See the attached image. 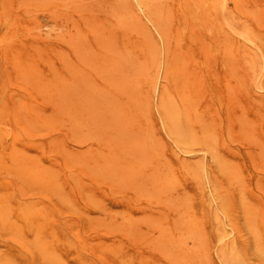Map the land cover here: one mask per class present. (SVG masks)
<instances>
[{
	"label": "rangeland",
	"instance_id": "obj_1",
	"mask_svg": "<svg viewBox=\"0 0 264 264\" xmlns=\"http://www.w3.org/2000/svg\"><path fill=\"white\" fill-rule=\"evenodd\" d=\"M205 1L0 0V264H264V0Z\"/></svg>",
	"mask_w": 264,
	"mask_h": 264
},
{
	"label": "bare ground",
	"instance_id": "obj_2",
	"mask_svg": "<svg viewBox=\"0 0 264 264\" xmlns=\"http://www.w3.org/2000/svg\"><path fill=\"white\" fill-rule=\"evenodd\" d=\"M137 2H140V0H136ZM161 1V0H160ZM205 1V0H204ZM207 1H205V3H206ZM224 2H225V0H224ZM150 3H152V2H149V4ZM142 4V3H141ZM156 4H159V3H156ZM146 6H148L147 4H145ZM153 5V4H152ZM161 4H159V6H160ZM141 6V5H140ZM155 7V6H154ZM222 7V6H221ZM223 7H224V4H223ZM140 9H143V8H140ZM171 9V8H170ZM223 9V8H222ZM152 10H153V12H154V14H156V12H158V11H154V9L152 8ZM142 12H144V9L143 10H141ZM223 11V10H222ZM152 12V11H151ZM168 12V11H167ZM147 14V13H146ZM145 14V15H146ZM159 14V13H158ZM160 14H161V12H160ZM147 17H149L148 15H146ZM166 16V15H165ZM222 16H224V15H222ZM162 17H164L163 16V14H162ZM148 19L150 20V18H147V21H148ZM160 19H162V18H160ZM124 21V20H123ZM123 21H121V22H123ZM161 21H163V20H161ZM121 22H119V23H121ZM252 22V21H251ZM124 23V22H123ZM226 23V22H225ZM227 24V23H226ZM121 25H124V24H122L121 23ZM152 25H154V24H152ZM146 26V25H145ZM157 26V25H156ZM156 26L154 25V27H155V29L157 30V28H156ZM159 26H160V24H159ZM231 26H233V25H231ZM251 26H253V25H251ZM130 28V27H129ZM144 28H147V27H144ZM233 28V27H232ZM154 29V30H155ZM236 29V28H235ZM236 31H238L237 29H236ZM150 32V31H149ZM145 33V32H144ZM241 33V32H240ZM239 33V34H240ZM163 34L164 33H162V35H160V34H158V35H160V36H162V38H163ZM243 34V33H242ZM243 35H246V34H243ZM261 35V34H260ZM148 36V35H147ZM151 36V35H150ZM164 36H166V34L164 35ZM247 36V35H246ZM136 38V37H135ZM161 39V38H160ZM245 39H247V38H245ZM248 39H249V42H250V38L248 37ZM248 39H247V41H248ZM164 40V38L162 39V41ZM154 42V41H153ZM165 42V41H164ZM251 42H252V40H251ZM254 42V41H253ZM152 44V43H151ZM253 44V43H252ZM153 46H154V44H153ZM154 48V47H153ZM259 48V47H258ZM260 49V48H259ZM107 52V51H106ZM105 53V52H104ZM114 53V52H113ZM262 53V52H261ZM261 56H263V55H261ZM111 61H112V59H111ZM117 61H118V59H117ZM116 63H119V62H115V65H116ZM264 63V62H263ZM114 64V63H113ZM263 68V67H262ZM262 71V70H261ZM260 71V75H261V73H263V72H261ZM264 71V70H263ZM160 74V73H159ZM150 76V75H149ZM161 76V75H160ZM107 77H109V76H107ZM151 77H152V74H151ZM159 77V76H158ZM259 77V76H258ZM159 79V78H158ZM256 80H258V79H256ZM259 82V81H258ZM258 85V83H255V85ZM258 86H262V85H258ZM164 89V88H163ZM156 90H157V88H156ZM159 91H160V88H158V90L156 91L158 94H159ZM107 92H108V90H107ZM65 93V92H64ZM102 95V94H101ZM160 95H161V93H160ZM159 95V96H160ZM156 96V95H155ZM105 98V97H104ZM159 98H161V99H163V101H164V97L162 96H160ZM172 99H173V96L171 97ZM166 99H168V98H166ZM175 99V98H174ZM169 100H171V99H169ZM155 101H157V99H155ZM174 101H172L171 103H173ZM165 103H168V101H166V102H164V104ZM175 103V102H174ZM168 104H170V103H168ZM168 104L166 105V106H168ZM150 105V104H149ZM175 105V104H174ZM178 105H179V103H178ZM155 106H157V105H155ZM169 106H171V104L169 105ZM188 106V105H187ZM150 107V106H149ZM170 108V107H169ZM168 108V109H169ZM177 108V107H176ZM171 109V108H170ZM169 109V111H171ZM174 109V108H173ZM5 110V109H4ZM160 110V109H159ZM176 110H178V108L176 109ZM72 111V110H71ZM172 113H173V111H171ZM159 113V112H158ZM175 113V112H174ZM73 116V115H72ZM75 116V115H74ZM165 117V116H164ZM166 118V117H165ZM160 119H162V117L160 118ZM117 120V119H116ZM119 120V119H118ZM169 121H176V120H174L173 118H170L169 119ZM124 122V121H123ZM213 122V121H212ZM164 123V122H163ZM213 123H215V122H213ZM163 126H165L164 124H162ZM176 125V124H175ZM223 125V124H222ZM92 126V125H91ZM212 126V125H211ZM87 127V126H86ZM116 127V126H115ZM81 128V127H80ZM79 128V129H80ZM118 128H120V127H118ZM215 128V127H214ZM95 129V128H94ZM74 130V129H73ZM217 130V129H216ZM223 130H226L224 127H223ZM76 131V130H75ZM85 131V130H84ZM208 131V130H207ZM80 132V131H79ZM96 132V131H95ZM172 132L173 133H171V135H173V136H175L176 138H177V140H179V142H181L182 144H185V145H187V144H189V143H192V142H197L196 140H194V139H192V140H189V139H187L186 137H185V134H184V131H182L180 128H179V126H176V127H174L173 129H172ZM213 132V131H212ZM218 132V131H217ZM84 133V132H83ZM93 133V132H92ZM88 135V134H87ZM86 135V136H87ZM97 135V134H96ZM93 136V135H92ZM224 136H226V135H224ZM84 137V136H83ZM76 138H78V137H76ZM80 138V137H79ZM209 138V137H208ZM213 138V137H212ZM81 139H83V138H81ZM87 140V139H86ZM77 141H78V139H77ZM76 142V141H75ZM212 142V141H211ZM215 142V141H214ZM173 145V144H172ZM97 146V145H96ZM100 146V145H99ZM176 146V145H175ZM178 146V145H177ZM140 147H142V146H140ZM99 148V147H98ZM97 148V149H98ZM101 148V147H100ZM174 148V147H173ZM211 148H213V147H211ZM137 149L139 150V147H137L136 148V151H137ZM175 149V148H174ZM179 149H180V147H179ZM209 149V148H208ZM207 149V150H208ZM215 149H216V147H215ZM102 150V149H101ZM140 150H142V149H140ZM207 150H204V152L205 151H207ZM210 150V149H209ZM99 151V150H98ZM217 151V150H216ZM138 152V151H137ZM181 152V151H180ZM73 153V152H72ZM99 153V152H98ZM100 153H101V151H100ZM263 153V152H262ZM261 153V154H262ZM110 154H112V153H110ZM205 154V153H204ZM116 154H114L113 155V157L115 156ZM72 156H75V155H72ZM80 156V155H79ZM104 156V155H103ZM108 156V155H107ZM112 156V155H111ZM263 157H264V153H263V155H262ZM212 157L213 158H215L216 159V155H214L213 153H212ZM73 158V157H72ZM95 158V157H94ZM97 159V158H96ZM76 160H78V159H76ZM75 160V161H76ZM205 160V159H204ZM88 162V161H87ZM130 166H131V164H130ZM193 166H195V165H193ZM223 167H225V166H223ZM131 168V167H130ZM134 169V168H133ZM33 172V171H32ZM123 175V174H122ZM205 175H206V177H207V181L209 182V184H210V191H211V195H213V197L215 198H213L214 200H216L215 202H217L219 205H221V206H224V204L226 203L225 202V200L220 196V195H218V188H217V186H216V184H215V182L213 181V179H212V177H211V174H210V170L208 169V168H206V172H205ZM200 176V175H199ZM241 176V175H240ZM118 177V176H117ZM119 179H122L121 177H119ZM242 184V183H241ZM226 185V184H225ZM53 187V186H52ZM55 188V187H54ZM59 190H62V189H59ZM63 194V193H62ZM88 195H90V194H88ZM3 196V195H2ZM202 196H204V195H202ZM3 198H5V197H3ZM49 198V197H48ZM47 198V199H48ZM51 200V199H50ZM96 201V200H95ZM99 201V200H98ZM71 204H73V203H71ZM207 204H209L208 202H207ZM217 208V207H216ZM220 209H222V208H220ZM57 210V209H56ZM222 211V210H221ZM224 214H225V219H227L228 221H227V224H229V225H231L232 223H233V219L230 217V215H229V213H227L226 211H224ZM46 218V217H45ZM125 218V217H124ZM48 219V218H47ZM225 219L223 220V223H226V221H225ZM250 222V221H249ZM19 225H20V222H19ZM112 226V225H111ZM115 226V225H114ZM17 228H19V226L17 227ZM112 228V227H111ZM114 228V227H113ZM15 231H17V230H15ZM19 231V230H18ZM22 232V231H21ZM233 232H238V229H237V227H235V226H233L232 225V227H231V230L230 231H224L222 234H221V236H220V242H222V241H224V240H226L229 236H230V234H233ZM256 231H254L253 233H254V235H255V238H256V240H257V238H258V242H259V240H260V238H259V234H257V233H255ZM238 245H240V244H238ZM78 247V246H77ZM240 247V246H239ZM80 248V247H79ZM246 248V247H245ZM259 253L264 257V249H262V246H260L259 245ZM233 255V254H232ZM104 263V262H103Z\"/></svg>",
	"mask_w": 264,
	"mask_h": 264
}]
</instances>
